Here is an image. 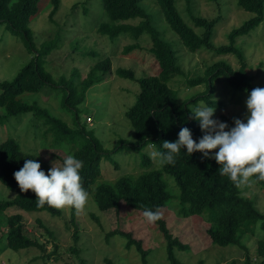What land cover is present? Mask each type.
<instances>
[{
	"label": "trees",
	"instance_id": "1",
	"mask_svg": "<svg viewBox=\"0 0 264 264\" xmlns=\"http://www.w3.org/2000/svg\"><path fill=\"white\" fill-rule=\"evenodd\" d=\"M39 1L0 0V22L5 23L13 33L19 34L24 47L31 53L30 59L12 79L0 81V123L4 124L9 118L22 113H32L40 123V135L45 142L66 152L56 155L60 163L69 153L83 161L80 170L82 186L100 211L115 209L117 212L123 205L141 212L145 207L159 211L161 217L154 223L166 240V254L171 264H181L175 256L174 248L187 250L189 246L171 233L165 219L167 211L174 212L178 217L202 218L207 223L204 231L213 244L222 247L238 245L244 248L243 237L254 235L257 228L264 229V212L255 206L251 198L242 194L241 185L237 186L227 176L219 174V165L214 160L202 157L199 152L189 155L182 149L176 154L174 164L163 165L145 154L142 160L143 170L139 173L122 174L112 182L97 180L101 175V159L123 145L137 149L150 146L154 150L164 151L162 142L175 141L181 127L189 128L193 139L198 140L203 133L198 121L191 118L190 106L199 102L217 104V99L213 97L216 78L222 76L235 88L247 91L255 88L237 39L246 36L264 22V0H236L239 8L251 12L252 15L233 27L226 35L227 42L219 45L212 41L217 18L189 13V23L181 15L176 5L177 0H156L167 27L187 51L196 52L204 48L217 55L233 53L239 59L237 69L224 60H218L208 65L202 74L191 77L180 66L174 48L161 36L150 13L142 7V0H102L107 20L99 23L97 31L110 38L128 35L134 41L147 34L150 38L147 50L156 65L154 73L139 77L135 76L132 68H116L115 73L118 76L137 84L135 101L124 112L136 138L132 142L119 139L112 149L105 148L95 136L94 129L87 127L85 122L81 123L78 116V106L84 100L87 90L100 82L111 70V61L106 57L98 58L77 78L73 71L69 76L54 77L46 68L45 57L58 48L60 28L39 47L35 46L29 21L37 13ZM60 2L61 0H49L50 20ZM136 18H139L137 23L129 21ZM136 47H139L138 43L127 45L123 52L128 53ZM177 77H182L189 87L204 85L205 89L179 100L177 89L171 85ZM49 90L54 95L61 93V105L71 112L72 125L52 114L36 100L28 101L22 97L25 93H47ZM234 118L244 119L222 115V119L231 124ZM26 159L37 160L34 154L22 150L14 137L7 136L0 140V183L14 193L11 198L0 199V211L15 208L25 212L47 211L52 215H60L59 208L46 203L39 204L31 190L22 192L19 189L13 172L19 170ZM253 181L264 188V180L253 176ZM168 182L176 189L174 193L168 191ZM2 219L0 215V222ZM5 224L6 245L10 250L41 247L38 241L24 234L22 216L19 213L8 215ZM117 234L125 239L127 248L134 245L141 254L142 264H147L149 251L143 248V241L133 238L129 231L120 228L108 232L107 235ZM73 249L78 252L76 248ZM257 252L261 259L256 264H264L263 239L258 241ZM250 260L246 255L243 264H249ZM105 263L115 264L109 258L105 259ZM231 264L235 262L232 261Z\"/></svg>",
	"mask_w": 264,
	"mask_h": 264
},
{
	"label": "rangeland",
	"instance_id": "2",
	"mask_svg": "<svg viewBox=\"0 0 264 264\" xmlns=\"http://www.w3.org/2000/svg\"><path fill=\"white\" fill-rule=\"evenodd\" d=\"M38 5L37 13L29 21L35 46L39 47L60 28L58 48L45 57L46 68L54 77L69 76L73 71L77 78L98 58L106 57L111 61V70L87 90L84 100L79 104L80 122L93 128L95 136L107 149L114 148L119 139L134 141V130L124 112L135 101L137 84L118 76L115 70L118 67L132 68L136 77L154 73L155 61L147 50L149 36L143 34L134 41L128 35L110 38L100 34L97 27L100 22L107 20L102 0H61L59 8L51 16L53 22L49 18V0H40ZM141 5L150 13L161 36L174 48L178 62L188 77L202 74L208 65L218 60L226 61L234 69L239 67V59L233 53L217 55L204 48L196 52L187 51L167 27L156 0H142ZM176 5L189 23V13L217 18L212 36L215 45L226 43L227 33L252 15L239 8L236 0H177ZM129 21L137 23L139 18ZM134 43H138L139 47L128 53L123 52L127 45ZM237 45L247 61L254 87H264V22L246 36L237 39ZM30 57L31 53L24 47L20 35L0 22V81L12 79ZM171 85L177 89L179 100L205 89L204 85L187 86L182 77L175 78ZM246 95L245 89L231 86L222 76L216 78L213 97L217 99V104L213 118L220 121H224L222 115L245 118ZM22 97L28 101L36 100L52 114L72 125L71 112L61 105V93L54 95L49 90L47 93H25ZM200 103L191 105L190 110ZM227 124L233 126L230 122ZM39 125L32 113L13 116L6 123H0V140L7 136L14 137L22 150L36 156L47 174L52 163L53 166L61 164L56 155L66 152L46 143L40 135ZM153 150L150 146L143 149L121 146L101 159V175L97 182H112L122 174L139 173L143 170V156L148 154L151 157ZM167 189L171 193L176 190L169 182ZM241 190L244 196L251 198L255 206L264 212V188L258 186L253 177L241 185ZM13 195L12 191L0 183V199L11 198ZM59 209L60 215H52L47 211L25 212L15 208L0 211L3 217L0 222V264H106V258L115 264H142L141 254L134 245L127 248L125 239L118 234L107 235L116 228L129 231L133 238L143 241V248L149 251L147 264H171L167 258L163 234L154 222L150 223L144 218L141 211L124 205L117 212L115 209L100 211L91 195L81 209L73 208L74 212L71 206ZM15 213L22 216L24 234L38 241L41 247L30 246L18 251L7 248L5 221L8 215ZM165 219L171 233L181 238L182 243H188L187 250L174 248L175 256L181 264H231L232 261L243 264L246 255L251 259L249 264H256L261 259L257 248L258 241L264 240V229L257 228L254 235L243 237L244 248L238 245L222 247L210 242L204 231L207 223L202 218H183L167 211Z\"/></svg>",
	"mask_w": 264,
	"mask_h": 264
},
{
	"label": "clouds",
	"instance_id": "3",
	"mask_svg": "<svg viewBox=\"0 0 264 264\" xmlns=\"http://www.w3.org/2000/svg\"><path fill=\"white\" fill-rule=\"evenodd\" d=\"M246 116L234 118L233 126L213 118L215 103H200L190 111L191 118L198 121L202 135L194 140L189 128L181 127L178 138L163 141L161 150H153L151 157L160 164H174L176 154L182 149L187 154L201 153L202 157L214 160L219 174L227 176L237 186L245 184L250 177L264 180V87L246 90ZM215 150V151H212ZM83 161L73 154H66L59 166L47 170L35 159H26L13 178L19 189L31 190L39 204L57 208L71 206L81 209L87 203L89 193L82 186L80 170ZM144 218L152 223L161 213L145 207Z\"/></svg>",
	"mask_w": 264,
	"mask_h": 264
}]
</instances>
